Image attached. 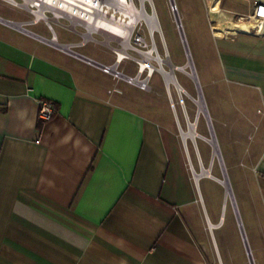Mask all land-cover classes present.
<instances>
[{
  "label": "crops",
  "instance_id": "1",
  "mask_svg": "<svg viewBox=\"0 0 264 264\" xmlns=\"http://www.w3.org/2000/svg\"><path fill=\"white\" fill-rule=\"evenodd\" d=\"M201 3L214 83L228 103L216 114L230 126L235 113L244 125L243 144L228 147L240 150V162L231 161L243 168L251 235L235 202L238 230L232 239L224 232L220 245L215 239L223 215L206 214L202 177L190 171L169 111L171 126L151 114L154 102L146 113L115 89L120 80L144 90L0 20V264H214L213 255L250 264L246 247L264 264V32L237 29L248 0ZM222 26H233L230 35L216 34ZM41 98L57 106L44 123Z\"/></svg>",
  "mask_w": 264,
  "mask_h": 264
},
{
  "label": "rangeland",
  "instance_id": "2",
  "mask_svg": "<svg viewBox=\"0 0 264 264\" xmlns=\"http://www.w3.org/2000/svg\"><path fill=\"white\" fill-rule=\"evenodd\" d=\"M201 1L174 0L177 11L173 13L170 9L171 5L169 0H145L146 10L156 15L158 29L151 30L144 20H138L130 38V46L126 50L127 54L119 63V69L121 71L129 75H134L139 69V61L143 59L142 52L152 50L154 57L160 55L167 60L163 63V66L168 71L170 68H173L172 70L174 71L176 81L183 88V91H178L176 85L173 83H170L169 89L167 88L166 90L167 83L162 73L158 70L152 73L149 80L150 88L148 90L138 91L131 86L125 85L120 80L115 90L120 91L121 89L128 95L132 94V97L137 98L133 106L146 113L149 110L147 105L150 102H154L156 109L157 106L160 108L158 107L151 114L155 117L158 116L157 118L168 126H171V120L167 111L170 112L177 127H180L182 130H187L188 122L195 123V131L198 136L193 140L187 138L185 145L191 163L189 165L190 171L200 172L201 167L210 170L211 175L223 178L224 170L231 190L232 197H225V188L216 179L202 177L199 181V189L203 195L206 214L212 221L217 219L218 215H223L222 224L224 225L222 229L214 231L215 239L220 245L221 236L224 232L226 237H231L232 239L233 231L238 230L233 211V209H236L235 202L238 215L241 217L240 220L243 221L246 233L249 236L251 235L250 222L252 219L250 214L245 212V205L241 195L244 189L245 179L242 177L244 173L243 168L239 164L233 163L240 162V150L234 147H228L231 146L230 144L228 145V141L231 142L232 140L240 139L241 143L243 142V137L239 136L241 135L239 133L243 132L239 131H243L244 125L235 123V113L231 114L229 112L230 114H227V119L229 121L231 120L230 126L223 119V116L216 114L219 108L221 110L227 108L228 103L226 97L221 96L220 86L214 83V77H217L216 66L212 53L210 52V47L206 41L207 22H203ZM134 2L138 7L141 6V0H134ZM208 6L209 4L207 2V12L211 13ZM175 14H178L180 19L182 32L188 48L187 51L190 53L193 68L196 71V79L179 69H174L176 66L184 65L189 54L188 52L186 53L184 43L176 25ZM0 17L9 18L14 22H23L30 18V14L24 8L16 7L4 0H0ZM208 18L209 22L213 23L211 16L208 15ZM67 23L68 21L65 18L60 19L58 22L52 21V27L58 38L57 41L70 42L84 39L86 41L83 44L74 46L75 50L87 54L100 62L112 64L115 61L116 54L112 48H119L122 45L119 38L109 35L105 37L103 34H93V38L80 35L67 28ZM235 23L242 25L240 20ZM224 27L222 26V28ZM26 28L45 38L52 36V31L48 29L47 24L43 21L26 25ZM226 34L230 35L229 33ZM217 35L221 34L219 33ZM154 57L150 58V61L155 66H158L159 63ZM187 69L190 71V68ZM146 73L147 69L143 72V76ZM199 93L202 95L205 111H200L195 101ZM233 110L235 111V109ZM175 116L177 117V121ZM220 120L221 122L218 123ZM176 125L175 132L179 139H181L179 129L177 131ZM212 135L218 144V156L215 155L211 143L202 138V136L210 138ZM232 224L233 228L231 229ZM209 235L212 236L210 231ZM238 235L240 234L238 233ZM255 256V249L253 247V257ZM219 262L218 255H213V263L219 264Z\"/></svg>",
  "mask_w": 264,
  "mask_h": 264
},
{
  "label": "bare ground",
  "instance_id": "3",
  "mask_svg": "<svg viewBox=\"0 0 264 264\" xmlns=\"http://www.w3.org/2000/svg\"><path fill=\"white\" fill-rule=\"evenodd\" d=\"M50 3H53L52 0H47ZM209 1V0H208ZM214 3V2H213ZM80 4V3H77ZM83 7L78 5H70L64 2H55L51 7H55L59 11H64L66 13H71L75 16L76 22L83 23L88 27L90 31L95 29L103 30L107 33V36H116L121 40V47L117 49V55L119 59L125 57L126 50L130 46V38L135 29V25L138 20H144L151 30L158 29V22L155 13H149L145 8V0H141V6L138 7L134 0H90L88 4H81ZM215 10V9H214ZM91 11V12H88ZM20 24V23H19ZM20 27V26H19ZM233 26L222 28L217 27L215 29L216 34H226L227 30H230ZM237 29L247 30L246 25H238ZM181 28V26H180ZM239 29V30H240ZM50 43H55L54 40H50ZM184 44L186 47V53L189 51L186 46V41L184 40ZM143 59L140 62L141 70L149 67V72L153 73L158 70L164 76V79L167 84L173 83L176 85L178 91H183V88L176 83V78L173 70H166L163 66L167 60L162 58L160 55L153 56L152 50L142 52ZM154 57L156 61H158L159 65L155 66L150 62V58ZM148 66V67H147ZM158 67V69H157ZM187 68H192V71H189ZM173 69V68H172ZM174 69H179L182 72H185L192 78L196 79V73L193 68L192 59L190 53L188 54L187 61L182 66H176ZM198 104L200 111H205L204 102L202 95L199 93L198 98L195 99ZM213 134V133H212ZM198 134L195 131V123L189 122L187 130H182V137L187 140V138L194 139ZM203 139L207 140L211 143L213 147V151L216 156H218V144L216 139L212 135V137L207 138L203 137ZM194 175L196 179L201 177H213L211 175L210 170L201 169L200 172L194 171ZM214 178V177H213ZM216 181H218L225 188V197L231 198V190L229 186V181L227 179L226 173L223 170V178L215 177ZM210 226V225H209Z\"/></svg>",
  "mask_w": 264,
  "mask_h": 264
},
{
  "label": "built area",
  "instance_id": "4",
  "mask_svg": "<svg viewBox=\"0 0 264 264\" xmlns=\"http://www.w3.org/2000/svg\"><path fill=\"white\" fill-rule=\"evenodd\" d=\"M8 2L9 4L21 7L29 11L30 18L23 21V22H14L11 20H6L7 24H17L20 23V27H18L23 32H26L28 34H33L38 36L39 38L46 39L43 36L32 33L30 30L26 28V25L29 24H35L39 21H43L47 24V27L49 30L52 31V36L48 39V41H55V44L61 48L62 50L70 51L73 50L74 46H79L83 44L86 40H81L77 44H61L57 41L56 34L54 32V29L52 27V21H59L62 18H65L68 23L66 25L67 28L75 31L76 33L84 36H89L93 38V34H103L105 37H107V33L100 29H95L90 31L86 25L81 23V21L76 22V18L71 13H66L64 11H59L55 7H51L53 3L55 2H64L66 4L70 5H78L80 7H83L81 4H88V1L90 0H52L53 3L48 2L47 0H4ZM102 1V0H98ZM170 1V9L173 13L177 11V6L174 2V0ZM251 2L252 9L251 12L247 15H241L239 16V20L242 22V25L247 26V30H254L257 34H262L264 32V0H248ZM80 3V4H77ZM209 10L211 12L214 11V9L209 5ZM85 8V7H83ZM91 12V11H88ZM15 26V25H13ZM116 37V36H112ZM121 47V45H120ZM119 47V48H120ZM119 48H112L115 52V61L112 64L103 65L101 66L102 70L106 73H110L114 78L117 79H124L129 84L137 86L141 90H148L150 88L149 80L152 75V73L149 72L148 68H144L141 70L140 64L139 69L136 74L129 75L124 73L119 69V63L125 58L122 59L118 58L117 55V49ZM74 51V50H73ZM151 62V61H150ZM147 69L146 75L143 76V72ZM167 88L169 89V84H166ZM57 112V106L55 102L51 99L47 98H41L39 100L38 105V119L41 123L49 121L53 115Z\"/></svg>",
  "mask_w": 264,
  "mask_h": 264
},
{
  "label": "water",
  "instance_id": "5",
  "mask_svg": "<svg viewBox=\"0 0 264 264\" xmlns=\"http://www.w3.org/2000/svg\"><path fill=\"white\" fill-rule=\"evenodd\" d=\"M174 17H175L176 25H177V27H178V29H179V32H180L181 39H182V41H183V43H184L185 38H184V34H183V32H182V26H181V23H180L179 16H178V14H175ZM0 20L3 21V22H6V20H2L1 18H0ZM6 23H7V22H6ZM180 26H181V28H180ZM184 46H185V44H184ZM185 50H186V47H185ZM68 52L71 53V54H74V55H76V56H79V57H81V58H84V59H86V60H88V61H91L92 63H94V64L97 65V66H100V67L102 66L101 63L96 62V61H93V60H91V59H89V58H87V57H85V56H83V55H81V54L76 53V52L73 51V50H70V51H68ZM157 69H158V67H157ZM169 70H172V68H170ZM194 70H195V69H194ZM190 71H192V68H190ZM195 73H196V71H195ZM175 78H176V77H175ZM176 83H177V81H176ZM177 84H178V83H177ZM188 125H189V122L187 123V126H188ZM178 129H179V134H180V136H181L182 141L184 142V144H186V140L182 137V129H181L180 127H178ZM192 140H193V139H192ZM200 169H204V168H201V167H200ZM192 173H193V176H194V178H195V175H194V171H193V170H192ZM195 180H196V182H197L198 179L195 178ZM237 221H238L239 226H241V222H240V218H239V215H238V214H237ZM242 236H243V231H242ZM246 251H247V254H248V258H249V263H250V264H254V262H253V260H252V257H251V255H250V251L248 250L247 247H246Z\"/></svg>",
  "mask_w": 264,
  "mask_h": 264
}]
</instances>
